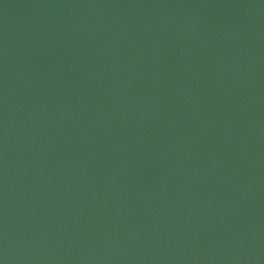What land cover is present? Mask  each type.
<instances>
[{
    "label": "water",
    "instance_id": "water-1",
    "mask_svg": "<svg viewBox=\"0 0 264 264\" xmlns=\"http://www.w3.org/2000/svg\"><path fill=\"white\" fill-rule=\"evenodd\" d=\"M0 264H264V0H0Z\"/></svg>",
    "mask_w": 264,
    "mask_h": 264
}]
</instances>
